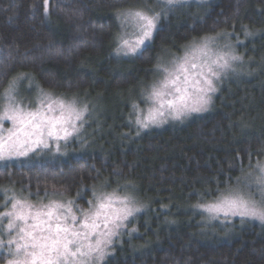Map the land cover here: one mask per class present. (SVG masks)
<instances>
[{
    "label": "trees",
    "instance_id": "1",
    "mask_svg": "<svg viewBox=\"0 0 264 264\" xmlns=\"http://www.w3.org/2000/svg\"><path fill=\"white\" fill-rule=\"evenodd\" d=\"M142 1L0 0V88L23 74L56 94L102 102L108 119L117 121H108L110 138L99 141L103 151L100 144L98 152L66 162L0 164V186L43 194L44 185L56 184L86 205L82 183L111 188L131 182L147 208L105 264H264V225H210L193 207L215 202L245 179V189L261 183L256 166L264 161V0H217L203 12L172 10L126 70L113 57L120 34L116 14ZM218 31L229 33L247 58L244 74L224 83L204 118L123 141L126 98L150 79L157 54Z\"/></svg>",
    "mask_w": 264,
    "mask_h": 264
},
{
    "label": "clouds",
    "instance_id": "2",
    "mask_svg": "<svg viewBox=\"0 0 264 264\" xmlns=\"http://www.w3.org/2000/svg\"><path fill=\"white\" fill-rule=\"evenodd\" d=\"M186 2L191 0H161L158 11L134 8L117 13L123 31L115 37L117 46L113 54H139L146 41L151 40L162 13ZM138 13L150 18L152 24L149 26ZM243 61L244 57L223 31L190 38L179 53L165 54L162 50L152 65L158 75L141 86L140 101L130 102L133 115L129 124L137 129L136 135H141L152 127L183 124L195 114L209 111L222 78L239 72L237 65ZM22 79L23 74L0 88L3 156L24 157L38 146L48 149L50 141L54 150L59 151L60 141L79 137L90 114L89 104L75 96L56 94L40 83L35 85V95L27 99L19 95ZM133 187L131 182L111 188L105 182L90 187L82 183L80 193L88 194L85 205L79 202V194L68 195L67 187L56 184L44 185L43 194L0 186V236L6 238L0 240V248L6 244L4 250L11 257L0 251V264H103L113 238L120 234L118 230L147 208L133 194ZM193 207L208 214L209 222L220 214H238L264 224V217L244 214L241 204L226 197L215 202H196Z\"/></svg>",
    "mask_w": 264,
    "mask_h": 264
},
{
    "label": "rangeland",
    "instance_id": "3",
    "mask_svg": "<svg viewBox=\"0 0 264 264\" xmlns=\"http://www.w3.org/2000/svg\"><path fill=\"white\" fill-rule=\"evenodd\" d=\"M216 1L217 0H206V2H201V0H191V2H186V3H182L179 5L173 6L169 10L163 12L162 16H161L160 23L156 26V29L154 30V34H153L151 40L146 41L145 45L142 47V51L152 44V42L155 38V34H156L157 30L159 29V27L161 26L162 21L166 20L168 18L169 14L172 10L186 8V7H194V9H195L197 7L199 11L203 12V11H207V9L211 5H213ZM161 6H162L161 0H144V1L140 2L138 5H136L134 8L153 9V10L158 11L161 9ZM134 8H131V9H134ZM127 10H130V9H127ZM120 12H122V11H120ZM116 16H117V14H116ZM119 28H120V33H121L123 31V29H122V26L120 24H119ZM228 35L231 39V42L236 46V51H237V45L238 44H236L232 40V37L230 36L229 33H228ZM116 46H117V41H116ZM180 49L178 51H173V52L179 53ZM142 51H140L139 54H137L135 56L125 57V56L121 55L118 57V56L113 54V57L116 61H119V63H121V64L125 63L126 70H130V68H131L130 65L134 64V62L137 60L138 56L141 54ZM167 53L168 52L165 51V54H167ZM246 64H247V58L244 57L243 63L237 65V67L239 68V72L229 73L226 78H222V80L219 83V90L214 96L213 105L215 104L216 100L220 97V95L223 91V88H224V83L228 82L231 79H236V78H239L240 76H242L245 72L244 69L246 68ZM156 75H158V74L153 71L152 76L147 81V83L140 85L136 91L131 93L129 95V97L126 98V100H127L125 102L126 116L122 119V123L125 126V128L122 129L123 131H122V135H121V139L123 141L131 143L132 140L138 139V138L142 137V135H145L146 133H150L153 131H156V132L159 131L160 132L161 129L169 128V127H184L185 125L191 123L192 121L204 118L213 109V105H212V107L209 111L201 113V114H195L191 119L186 120L183 124H181V123H169L162 128L152 127L150 130L143 132L141 135H136L137 129L129 124V119L133 115L130 112V107H129L130 102L134 99L138 100V101L141 100V97H140L141 86L147 85L149 83V81H151L152 79H154L156 77ZM35 92H36L35 85L30 81V79L27 76H24V79L20 80V82H19V95H21L22 97H25L27 99H31L35 95ZM72 96H75L78 99V101H80V102H87L89 104V108H90V114L86 118L87 122L84 126V130L80 134L79 137L73 136L72 138H70L66 142L60 141V150L59 151L54 150V145H53L52 141H50V146L48 149H44V148L38 146L37 148H35L33 151H31L28 155H26L24 157H19V156H16V157L7 156V157H5V156H3L4 148L2 146H0V164L33 165V164H39L42 162L54 163V162H57L58 160L66 162L72 158H77V157H80L82 155H87V153L94 154L95 152H98L100 150V144H101V143H99V141L100 142L101 141L107 142L108 138H110L107 134H105V132L108 133V131L111 130V125H112L111 123L112 122L110 123L108 121H113V124H116L117 121L108 119V117L106 115L107 108L105 105H103L102 102H99V103L95 102L89 96L82 97V98L78 95H72ZM72 96H66V97H72ZM109 134H111V133H109ZM101 148L103 151L104 146L102 144H101ZM9 151H11V150H9ZM256 171L259 172L258 176L256 175V178L261 179V183L254 181V184L252 185V187L254 185L256 187H254L253 189H251V188L245 189V185H244L245 181H246V179H245L244 183L240 182L236 188H233L232 190H230L228 192V194H226L223 197L235 200L238 202V204L243 202L249 208L255 207L258 211H264V161H263V163H259L256 166ZM114 184H119V183H114ZM136 197L140 198L139 194H137ZM32 198L35 199L36 198L35 195H33ZM0 199H2V197H0ZM201 213L203 215H205L206 217L208 215L202 211H201ZM139 214L140 213H138V215L136 214L135 216L131 217L126 222V227L124 229L118 230L120 232V234L117 237L113 238V243L108 249L109 254L107 255L103 264H105L107 262V259H109L113 255V251H114V248H115L117 242L120 241V239L125 234H129L127 231L128 230L127 228H129L130 225L139 217ZM209 223H210V225L219 224V227H223V228H228V227L229 228H235V227L243 228V226H245L247 223L264 225V224L260 223L258 219H255V218H252L249 216H240L238 214L235 216H233L231 214H229L227 216H225L224 214H220L217 219L212 220ZM129 235H131V234H129ZM4 239H6V238L3 236H0V240H4ZM92 240L94 242L95 236L92 238ZM6 247H7V245L5 244L4 248H0V251H4L5 257L11 258V257H8L7 252L4 250V249H6Z\"/></svg>",
    "mask_w": 264,
    "mask_h": 264
},
{
    "label": "snow or ice",
    "instance_id": "4",
    "mask_svg": "<svg viewBox=\"0 0 264 264\" xmlns=\"http://www.w3.org/2000/svg\"><path fill=\"white\" fill-rule=\"evenodd\" d=\"M137 15H141V17L145 20H147L148 25L150 26L152 24V21L148 17L142 16V14L138 13ZM235 203V202H234ZM241 206L244 208V214H250V215H260L264 217V211H258L255 207L249 208L247 205H245L243 202L240 203Z\"/></svg>",
    "mask_w": 264,
    "mask_h": 264
}]
</instances>
